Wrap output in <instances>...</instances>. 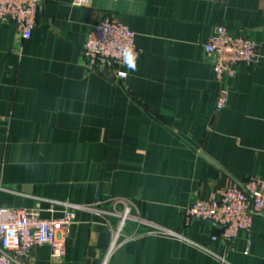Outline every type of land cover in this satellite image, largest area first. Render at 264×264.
Wrapping results in <instances>:
<instances>
[{
  "label": "crops",
  "instance_id": "obj_1",
  "mask_svg": "<svg viewBox=\"0 0 264 264\" xmlns=\"http://www.w3.org/2000/svg\"><path fill=\"white\" fill-rule=\"evenodd\" d=\"M104 15L135 31L139 55L124 77L82 53ZM218 23L257 41L256 61L223 79L203 48ZM254 176H264V0H42L29 37L0 22V206L57 217L66 202L109 208L119 197L177 233L123 239L104 259L110 226L77 209L64 254L40 244L27 264H264V216L226 249L211 239L220 227L183 214L213 186Z\"/></svg>",
  "mask_w": 264,
  "mask_h": 264
},
{
  "label": "built area",
  "instance_id": "obj_2",
  "mask_svg": "<svg viewBox=\"0 0 264 264\" xmlns=\"http://www.w3.org/2000/svg\"><path fill=\"white\" fill-rule=\"evenodd\" d=\"M41 1L0 0V22L13 23L22 38L29 37ZM86 1L71 0L77 5ZM203 48L211 58V69L217 79L232 77L239 63L250 66L257 59V41L223 23L214 26ZM126 50H130L134 58L139 55L135 31L116 15H104L91 23L82 43L88 66L102 67L109 63L118 77L126 75ZM227 101L228 88L222 86L216 107H225ZM108 200L109 208L99 206L100 201L86 204L66 202L62 214L57 217H42L27 207L0 206V264H27L31 250L40 244L49 245L52 257H61L65 252L68 227L74 222L77 209H87L93 215L103 217L110 226L111 238L104 259L123 239L145 232L177 234L133 212L129 199L113 197ZM252 211L264 213V176L250 177L238 185H215L206 195L195 196L183 208L185 224L200 219L221 225L220 232L212 234L211 239H220L226 249L241 230L249 229ZM204 248L218 260L225 261L224 251Z\"/></svg>",
  "mask_w": 264,
  "mask_h": 264
},
{
  "label": "clouds",
  "instance_id": "obj_3",
  "mask_svg": "<svg viewBox=\"0 0 264 264\" xmlns=\"http://www.w3.org/2000/svg\"><path fill=\"white\" fill-rule=\"evenodd\" d=\"M126 63L130 68H135V58L130 50L125 51Z\"/></svg>",
  "mask_w": 264,
  "mask_h": 264
},
{
  "label": "water",
  "instance_id": "obj_4",
  "mask_svg": "<svg viewBox=\"0 0 264 264\" xmlns=\"http://www.w3.org/2000/svg\"><path fill=\"white\" fill-rule=\"evenodd\" d=\"M252 213L253 214H260V215L264 216V213L263 212H255V211H252ZM207 221L210 222V223H212V224H214V225H216V226H218V227H220V228L222 227L221 225H218V224L214 223L211 220H207Z\"/></svg>",
  "mask_w": 264,
  "mask_h": 264
},
{
  "label": "rangeland",
  "instance_id": "obj_5",
  "mask_svg": "<svg viewBox=\"0 0 264 264\" xmlns=\"http://www.w3.org/2000/svg\"><path fill=\"white\" fill-rule=\"evenodd\" d=\"M103 66V65H102Z\"/></svg>",
  "mask_w": 264,
  "mask_h": 264
}]
</instances>
